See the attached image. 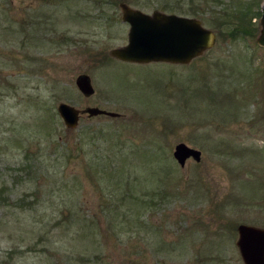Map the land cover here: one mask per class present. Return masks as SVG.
<instances>
[{"label": "rangeland", "instance_id": "1", "mask_svg": "<svg viewBox=\"0 0 264 264\" xmlns=\"http://www.w3.org/2000/svg\"><path fill=\"white\" fill-rule=\"evenodd\" d=\"M120 2L196 18L214 43L187 64L122 62ZM261 3L0 0V264H243L237 225L264 227ZM61 102L120 116L67 128ZM180 142L201 160L181 168Z\"/></svg>", "mask_w": 264, "mask_h": 264}, {"label": "water", "instance_id": "2", "mask_svg": "<svg viewBox=\"0 0 264 264\" xmlns=\"http://www.w3.org/2000/svg\"><path fill=\"white\" fill-rule=\"evenodd\" d=\"M119 8L122 21L129 23L127 43L110 51V55L119 60L134 63L187 64L214 43L215 34L204 28L196 18L166 14L158 10L149 14L131 8L124 2L119 3ZM261 12V29L257 43L264 46V0ZM75 84L85 97L94 93L88 74H79ZM57 111L67 128H75L82 115L88 117L105 115L115 118L120 116L116 112L96 106H87L80 110L64 102L58 104ZM173 157L183 168L190 158L199 162L201 151L180 142L174 147ZM236 229V246L243 263L264 264V227L240 223Z\"/></svg>", "mask_w": 264, "mask_h": 264}, {"label": "flooded vegetation", "instance_id": "3", "mask_svg": "<svg viewBox=\"0 0 264 264\" xmlns=\"http://www.w3.org/2000/svg\"><path fill=\"white\" fill-rule=\"evenodd\" d=\"M43 19V18H42ZM47 20H43V23L44 22H46ZM50 23V22H49ZM36 24H38V22L37 21H35L34 19H28V20H26V21H24V24H22L21 25V29H20V31L24 34L23 35V40L25 39H27V37H28V34H29V28H30V26L31 25H34L35 27L37 26ZM38 27V26H37ZM24 40V41H25Z\"/></svg>", "mask_w": 264, "mask_h": 264}, {"label": "trees", "instance_id": "4", "mask_svg": "<svg viewBox=\"0 0 264 264\" xmlns=\"http://www.w3.org/2000/svg\"><path fill=\"white\" fill-rule=\"evenodd\" d=\"M103 3H105V0H102V4ZM172 11H179L180 13H184V14L190 13V12L184 10L183 8H181L178 4H173ZM257 12L259 14V10ZM240 27H241V24L237 25L233 30H235L236 32H238L241 29Z\"/></svg>", "mask_w": 264, "mask_h": 264}]
</instances>
